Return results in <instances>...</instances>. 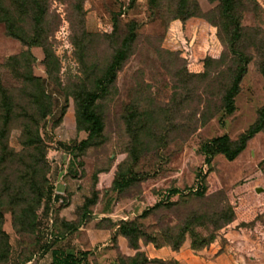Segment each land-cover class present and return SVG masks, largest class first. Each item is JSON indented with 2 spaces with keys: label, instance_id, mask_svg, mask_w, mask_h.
Segmentation results:
<instances>
[{
  "label": "rangeland",
  "instance_id": "374dc122",
  "mask_svg": "<svg viewBox=\"0 0 264 264\" xmlns=\"http://www.w3.org/2000/svg\"><path fill=\"white\" fill-rule=\"evenodd\" d=\"M44 4L42 30L54 66L48 75L40 46L29 47V66L52 99V112L40 122L39 132L46 145L47 186L63 194L47 207L46 198L41 202L33 232L17 231L8 201L25 167L19 161L2 163L1 209L11 245L3 264H24L27 257L40 264L44 245L86 253L87 264H125L137 251L161 261L146 264H180L173 257L152 256L154 248L183 252L185 264H213L219 255L215 264H264V130L232 160L215 152L205 161L204 152V145L216 137L237 140L257 122L264 106V0H236L240 37L234 47L217 1ZM0 9L27 32L32 30L28 13L13 0H0ZM182 9L191 15L184 21L174 19ZM130 29L135 34L130 54L115 80L93 98L94 80L104 75ZM26 48L0 21V86L18 88L7 59ZM237 50L249 60L227 113L222 96L231 82ZM85 98L102 129L90 145L79 148L88 133L76 128V105ZM20 135L14 123L7 140L15 151L22 149ZM127 169L135 180L116 188L114 179ZM198 182L205 186L200 196ZM176 188L180 192L171 194ZM92 196L95 202L83 206ZM49 217L51 238L45 235ZM131 220L144 235L138 249L116 233L118 223ZM186 223L189 229L174 250L173 238Z\"/></svg>",
  "mask_w": 264,
  "mask_h": 264
},
{
  "label": "trees",
  "instance_id": "16d2710c",
  "mask_svg": "<svg viewBox=\"0 0 264 264\" xmlns=\"http://www.w3.org/2000/svg\"><path fill=\"white\" fill-rule=\"evenodd\" d=\"M20 9H24L32 22V30L27 32L14 22L7 10L0 9V21L4 22L7 29V34L18 39L26 50L18 55H13L7 59V65L10 67L12 77L17 81L18 88L10 90L7 87L0 86V173L3 169L2 163L7 160L19 161L25 169L21 170L18 181L15 185L13 195L8 201L9 210L12 216V225L17 231L33 232L36 225V211L41 202L47 199L50 194L51 187L47 186V161H46V145L40 135L39 125L52 112V99L46 92L42 79L36 76L31 71L29 66L32 58L29 47L40 46L44 51V64L46 73H52L54 63H51L53 54L45 46L46 39L42 30V22L46 14L44 0H13ZM217 1L220 7V19L223 27L226 30L229 41L232 46L236 45L240 37V23L236 14V0H211ZM185 6V3L182 4ZM179 11L174 16V19L181 21L186 20L191 13ZM135 40L133 30H129L128 34L123 37L120 45L114 51L111 61L105 69L102 76L94 80L96 90L91 96L96 98L97 94H102L106 87L114 80L117 71L122 67L124 61L130 54L132 44ZM235 54V53H234ZM235 66L231 72V82L227 86L222 96V109L229 113L233 109V98L239 88V83L245 72V66L248 62V57L237 50L235 55ZM53 65V66H52ZM264 75V69H263ZM99 96V95H98ZM85 98L76 105V128L84 130L88 133V137L79 142V148L86 147L91 144L94 136L99 135L102 129V123L99 116L90 109V101ZM18 123L21 130L20 144L22 149L15 151L8 145V133L13 124ZM264 130V106L260 109L257 122L252 125L246 132L242 133L237 140L230 141L226 135L216 137L208 144L204 145L205 161H208L209 156L215 152H220L228 160L234 159L245 147L246 142L257 132ZM199 178L201 179V175ZM132 169H127L126 172L119 173L114 179L116 188H122L135 180ZM196 195L200 196L204 193L205 186L198 182ZM179 189H173L170 193L177 194ZM168 198V196H167ZM2 194L0 193V264L8 260L11 245L8 240V233L3 227L4 213L2 207ZM95 202V196L85 199L83 206L91 205ZM160 204H156L151 208H147L140 216L145 217ZM189 224H185L173 238L172 248L177 250L183 241L184 233L189 229ZM118 235L123 236L132 249H138V240L144 236L140 231L135 220L121 221L117 224ZM113 235V240H115ZM145 241L151 242L149 237ZM200 245L193 246L198 248ZM42 254L49 250V245H44L41 248ZM27 257L25 261L30 260ZM159 259H148L138 251L135 255L129 258V262L125 264H146ZM87 254L65 253L64 251L56 250L52 256L51 264H87ZM19 264V263H18ZM122 264H124L122 262Z\"/></svg>",
  "mask_w": 264,
  "mask_h": 264
},
{
  "label": "crops",
  "instance_id": "0c3cea01",
  "mask_svg": "<svg viewBox=\"0 0 264 264\" xmlns=\"http://www.w3.org/2000/svg\"><path fill=\"white\" fill-rule=\"evenodd\" d=\"M56 188L55 187L54 188L51 187L50 194H49V196L46 199V202H47L46 205H45L46 207L51 205V203H53L55 201V199L59 198L60 194H63L62 191H58V189H56ZM54 192H55V194H54ZM53 194H54V196H53ZM147 248H148V245H147ZM58 251L60 252L62 250H58ZM55 252H56L55 249H52V248L50 249L49 248V250L44 254V256H43L44 258H42V260L40 261V264L48 261L49 258H50L49 264H51L52 256H53V253H55ZM64 252L65 253H73V252H68V251H64ZM152 254H153L152 256H156L157 258H164L165 256H169L170 258L173 257V258L179 260L180 264H185L184 261H181L182 257H184V254H183V252H180V251L179 252H174V251H170V250L165 249V248L164 249L163 248H158V249L154 248V251H153ZM220 258H221V255L215 257L214 260L212 261V263L215 264V262L218 261ZM32 261H33V258H31L30 260L24 262V264H32ZM37 264H39V263H37Z\"/></svg>",
  "mask_w": 264,
  "mask_h": 264
},
{
  "label": "built area",
  "instance_id": "2783aa9c",
  "mask_svg": "<svg viewBox=\"0 0 264 264\" xmlns=\"http://www.w3.org/2000/svg\"><path fill=\"white\" fill-rule=\"evenodd\" d=\"M55 194V192H54ZM53 194V196H54ZM53 223V219L51 217L48 218V227H47V233L45 234L48 238H51V233H52V229H51V224Z\"/></svg>",
  "mask_w": 264,
  "mask_h": 264
},
{
  "label": "water",
  "instance_id": "95a60500",
  "mask_svg": "<svg viewBox=\"0 0 264 264\" xmlns=\"http://www.w3.org/2000/svg\"><path fill=\"white\" fill-rule=\"evenodd\" d=\"M257 191H260V188H257Z\"/></svg>",
  "mask_w": 264,
  "mask_h": 264
}]
</instances>
